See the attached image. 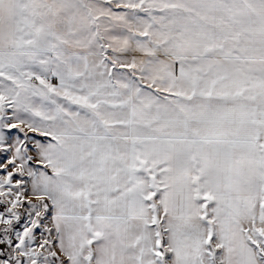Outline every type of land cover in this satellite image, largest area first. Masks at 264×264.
I'll return each instance as SVG.
<instances>
[{
    "label": "snow or ice",
    "instance_id": "obj_1",
    "mask_svg": "<svg viewBox=\"0 0 264 264\" xmlns=\"http://www.w3.org/2000/svg\"><path fill=\"white\" fill-rule=\"evenodd\" d=\"M0 264H264V0H0Z\"/></svg>",
    "mask_w": 264,
    "mask_h": 264
}]
</instances>
